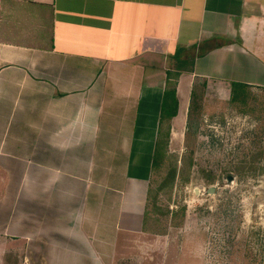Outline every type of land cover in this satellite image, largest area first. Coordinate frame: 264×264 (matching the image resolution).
I'll list each match as a JSON object with an SVG mask.
<instances>
[{
  "label": "crops",
  "instance_id": "obj_1",
  "mask_svg": "<svg viewBox=\"0 0 264 264\" xmlns=\"http://www.w3.org/2000/svg\"><path fill=\"white\" fill-rule=\"evenodd\" d=\"M233 83L264 89V0H0V264L118 261L161 135Z\"/></svg>",
  "mask_w": 264,
  "mask_h": 264
},
{
  "label": "rangeland",
  "instance_id": "obj_2",
  "mask_svg": "<svg viewBox=\"0 0 264 264\" xmlns=\"http://www.w3.org/2000/svg\"><path fill=\"white\" fill-rule=\"evenodd\" d=\"M145 229L113 264H264V89L202 95L161 135Z\"/></svg>",
  "mask_w": 264,
  "mask_h": 264
},
{
  "label": "trees",
  "instance_id": "obj_3",
  "mask_svg": "<svg viewBox=\"0 0 264 264\" xmlns=\"http://www.w3.org/2000/svg\"><path fill=\"white\" fill-rule=\"evenodd\" d=\"M248 88V86L247 85H245V84H242V83H233V85H232V100H237V97L239 96V95H241L243 92H245V90ZM173 96V99H174V104L173 105H171V106H166V105H164L163 106V109L165 108H168L169 107V109H171L172 111L171 112H169V118H172L173 116H175L176 115V113H177V107H178V104H177V100H176V98H175V91L174 90H172V91H167V97H169V96Z\"/></svg>",
  "mask_w": 264,
  "mask_h": 264
},
{
  "label": "water",
  "instance_id": "obj_4",
  "mask_svg": "<svg viewBox=\"0 0 264 264\" xmlns=\"http://www.w3.org/2000/svg\"><path fill=\"white\" fill-rule=\"evenodd\" d=\"M234 179H235L234 176H228V177H227V180H228V183H229V184H231L232 181H233ZM211 188H212V187H211ZM213 192H214V191H210V190H209V193H213Z\"/></svg>",
  "mask_w": 264,
  "mask_h": 264
}]
</instances>
